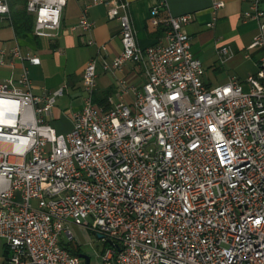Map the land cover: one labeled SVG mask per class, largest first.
<instances>
[{
	"label": "built area",
	"instance_id": "2783aa9c",
	"mask_svg": "<svg viewBox=\"0 0 264 264\" xmlns=\"http://www.w3.org/2000/svg\"><path fill=\"white\" fill-rule=\"evenodd\" d=\"M67 1L29 0L36 36L55 35ZM248 3L244 17L260 24L248 50L263 56L244 80L205 84L186 29L193 16L174 15L168 0L151 9L150 24L162 36L146 48L138 44L128 0H93L71 30L90 31L89 9L105 6L120 23L122 51L101 69L115 73L133 63L140 86L121 80L118 100L96 103L99 64L92 58L83 108L73 114L71 131L60 134L46 117L65 88L39 97L28 70L0 83L5 263L84 264L72 252L75 225L110 245L101 264H264V0ZM223 6L217 0L212 9ZM4 21L12 24V13L0 0ZM9 55L11 64L41 62L19 45ZM231 55L228 45L218 50L220 63Z\"/></svg>",
	"mask_w": 264,
	"mask_h": 264
},
{
	"label": "crops",
	"instance_id": "0c3cea01",
	"mask_svg": "<svg viewBox=\"0 0 264 264\" xmlns=\"http://www.w3.org/2000/svg\"><path fill=\"white\" fill-rule=\"evenodd\" d=\"M7 1L10 6L9 0ZM92 1L68 0L63 10L61 27L54 36L38 37L33 31L17 32L7 21L0 25V59L3 58L6 63L0 65V83L10 78L16 80L24 70H28L33 92L39 97L65 88L64 94L57 98L46 117L60 134L71 131L73 114L83 108L88 96L83 74L92 58H96L99 64L93 98L102 106H107L110 96L118 100L121 80L129 87L140 86L143 81L140 70L133 63H126L115 73H106L101 69L103 61H112L122 51L120 23L108 18L105 6H92L89 9L88 17L94 23L90 31L71 30L82 16L85 5ZM128 1L138 44L142 48L156 44L162 32L151 26L150 15L157 0ZM214 1L217 0H168L170 11L174 15L193 16L186 29L191 37V50L202 62L205 70L203 80L209 87L227 84L232 77L246 79L249 74L257 72L263 56V51L259 48L248 50L260 28L257 20L244 17V12L249 7L248 0H222L224 6L217 11L212 9ZM28 2L29 0L27 5ZM214 16L217 17L216 24L209 27ZM90 41L94 44H89ZM16 45L21 47L24 55L40 58V64L33 65L26 59H16L11 64L9 53ZM225 45L232 48L233 55L226 63H220L218 50ZM247 54L250 56L247 57ZM133 98L130 91L125 95L124 101L131 103Z\"/></svg>",
	"mask_w": 264,
	"mask_h": 264
},
{
	"label": "rangeland",
	"instance_id": "374dc122",
	"mask_svg": "<svg viewBox=\"0 0 264 264\" xmlns=\"http://www.w3.org/2000/svg\"><path fill=\"white\" fill-rule=\"evenodd\" d=\"M22 7L23 6H18V9H21ZM72 231L75 236L73 246L76 248L79 247L83 253L89 255L91 258V264H101V256L110 245L101 239L96 238L91 231L79 226H72ZM7 257L8 255L4 243L0 239V264H5Z\"/></svg>",
	"mask_w": 264,
	"mask_h": 264
},
{
	"label": "trees",
	"instance_id": "16d2710c",
	"mask_svg": "<svg viewBox=\"0 0 264 264\" xmlns=\"http://www.w3.org/2000/svg\"><path fill=\"white\" fill-rule=\"evenodd\" d=\"M10 9L12 10V25L17 32H31L34 29V18L26 11L27 0H9ZM22 5V9L17 6ZM108 244V243H107ZM72 252L75 254L82 253L79 247H73Z\"/></svg>",
	"mask_w": 264,
	"mask_h": 264
},
{
	"label": "water",
	"instance_id": "95a60500",
	"mask_svg": "<svg viewBox=\"0 0 264 264\" xmlns=\"http://www.w3.org/2000/svg\"><path fill=\"white\" fill-rule=\"evenodd\" d=\"M99 238L101 239L102 238V236L101 235H99ZM79 255V257L82 259V260H84V264H91V258H90V256L89 255H87L86 253H80V254H78ZM5 264H10V263H5Z\"/></svg>",
	"mask_w": 264,
	"mask_h": 264
}]
</instances>
